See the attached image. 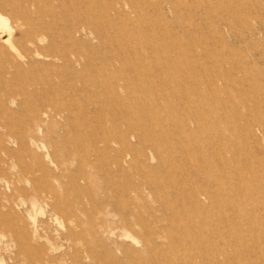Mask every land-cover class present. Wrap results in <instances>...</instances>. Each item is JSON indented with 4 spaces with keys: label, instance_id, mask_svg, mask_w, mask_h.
Wrapping results in <instances>:
<instances>
[{
    "label": "rangeland",
    "instance_id": "obj_1",
    "mask_svg": "<svg viewBox=\"0 0 264 264\" xmlns=\"http://www.w3.org/2000/svg\"><path fill=\"white\" fill-rule=\"evenodd\" d=\"M0 5V264H264V0Z\"/></svg>",
    "mask_w": 264,
    "mask_h": 264
},
{
    "label": "bare ground",
    "instance_id": "obj_2",
    "mask_svg": "<svg viewBox=\"0 0 264 264\" xmlns=\"http://www.w3.org/2000/svg\"><path fill=\"white\" fill-rule=\"evenodd\" d=\"M11 4V3H10ZM13 5V4H12ZM1 6V5H0ZM8 6V5H7ZM6 7V6H5ZM9 7H11V6H9ZM15 11H16V9H15ZM7 12V11H6ZM13 13H15L14 11H12ZM11 12V13H12ZM10 15H12V14H10ZM5 19L3 18V17H1L0 16V25H3L4 27H7V38L3 41V43H5V44H8L10 47H12V45H11V37L13 36V29H11V28H8L9 26H6V24H5ZM27 32V31H26ZM29 33V32H28ZM13 39V38H12ZM13 42V41H12ZM104 89L106 90V92L108 91V92H112L113 90H114V86H112V84H105L104 85ZM103 90V89H102ZM100 92V91H99ZM110 94V93H109ZM114 97V96H113ZM112 97V100L114 99ZM109 99V98H108ZM109 101V100H108ZM111 101V100H110ZM109 101V102H110ZM105 102L107 103V101L105 100ZM114 106V105H113ZM115 107V106H114ZM100 108V107H99ZM111 109V108H110ZM100 111V110H99ZM109 111H111V110H109ZM110 116V115H109ZM111 119V118H110ZM102 135H104V134H102ZM103 142H108V143H112V142H114V139H113V137L112 136H108V135H105V136H102L101 138H100ZM106 144V143H105ZM33 203H35L34 201H33ZM24 232V231H23ZM26 238V237H25ZM63 239H64V241H68V240H70V238L68 237V236H64L63 237ZM50 249L51 250H54V248H53V246L51 247L50 246ZM49 261H50V257L48 256V257H46L43 261H42V264H49Z\"/></svg>",
    "mask_w": 264,
    "mask_h": 264
}]
</instances>
